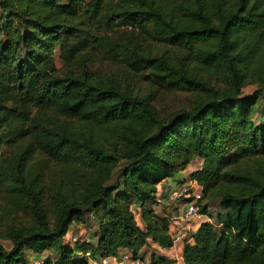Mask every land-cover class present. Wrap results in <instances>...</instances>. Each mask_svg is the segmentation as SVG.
<instances>
[{"label":"trees","instance_id":"16d2710c","mask_svg":"<svg viewBox=\"0 0 264 264\" xmlns=\"http://www.w3.org/2000/svg\"><path fill=\"white\" fill-rule=\"evenodd\" d=\"M131 81L148 88L135 94ZM252 85L264 87V0H0V264H31L28 250L56 249L43 264H92L172 247L158 186L197 157L212 221L184 264H264ZM178 94L189 106H159ZM89 212L95 242L68 243Z\"/></svg>","mask_w":264,"mask_h":264},{"label":"crops","instance_id":"0c3cea01","mask_svg":"<svg viewBox=\"0 0 264 264\" xmlns=\"http://www.w3.org/2000/svg\"><path fill=\"white\" fill-rule=\"evenodd\" d=\"M202 165H203V160L197 157L191 162V164L186 170L181 171L177 173L175 176L164 180L158 186V193H157L158 203L153 205V207L158 212L163 214H168L170 216L171 234L172 232L175 233L183 228L181 217L183 213L186 211L187 203H188L187 198L174 199L173 197L174 193L176 191H180L184 186H190L192 192L196 195L198 200L203 198V188L193 178V175L202 168ZM136 208H139L142 214V208L139 206H136ZM210 212L212 213V210H210ZM206 221H212V217L209 216L208 214L207 215L205 214V217L202 219H196V221L191 225L192 229L189 234L190 237L187 235L185 237L186 241H184L181 244L173 245L170 248H162L158 244L151 243L149 246L143 248L142 251L140 252V256H139L140 260L143 261L144 264H184V250L186 244L193 242V235L200 228V226ZM76 226L78 227L75 228ZM81 226L82 225L74 224L70 230V233H72V235H76L75 233L81 228ZM143 226H145L144 221L142 227ZM54 250L56 249L47 250L43 254H35V253L33 254L31 253V254L36 258L47 259V257L51 258L49 257V254L53 253ZM128 252H130L128 249H122L119 252V256L121 254H125ZM111 258L113 259V257ZM51 259L54 261L58 260L59 254L57 253V256L52 257Z\"/></svg>","mask_w":264,"mask_h":264},{"label":"rangeland","instance_id":"374dc122","mask_svg":"<svg viewBox=\"0 0 264 264\" xmlns=\"http://www.w3.org/2000/svg\"><path fill=\"white\" fill-rule=\"evenodd\" d=\"M56 60H57V64H58L59 67H63L64 66V62L61 61V59H60V53L59 52H57V54H56ZM130 86H131V89L134 91L135 94L144 93L145 89L148 88L143 83L136 82V81H131ZM252 92H257V93L259 92L260 93L261 100H260L259 109H260V111L264 110V87L259 86V85L249 86L244 91V94L247 95V94H250ZM190 101H191V98H189V97H187L185 95H182V94H178V95H164V96H161L159 98L158 104H159L160 107H162L164 109L172 110V109H176V108H180V107H187V106H189ZM2 195L3 194H2L1 185H0V205L3 203V196ZM177 201H179V200H177ZM135 209H136V213H137L138 222H139V224L142 227L143 220H142L141 210L139 208H135ZM210 210H212V213L215 216L219 212V205H218V203L217 202H214L211 205ZM77 227L78 226H76L75 228H77ZM144 227L145 226H143V228ZM97 230H98V224L96 222V219H95L93 213L92 212H89L87 214V223L84 224V225H82L81 228L75 234H76V236L79 237L80 242H86V241L95 242V237H96ZM188 236L190 237V235H188ZM66 240L68 242L69 241V237H68V239L66 238ZM1 242L7 248H10L11 247L10 241H1ZM30 254H31V251L28 250L27 253H26V258L31 263V259H33L35 257L32 254L31 255ZM56 256H57L56 250H54L53 253H50L49 254V257H51V258L52 257H56Z\"/></svg>","mask_w":264,"mask_h":264},{"label":"built area","instance_id":"2783aa9c","mask_svg":"<svg viewBox=\"0 0 264 264\" xmlns=\"http://www.w3.org/2000/svg\"><path fill=\"white\" fill-rule=\"evenodd\" d=\"M174 199H182L187 198V209L183 213L181 217V221L183 223V228L180 231L175 233L172 232V240L173 245H178L183 243L185 237L189 235L192 224L196 221V219H202L205 217V214L201 212V207L199 205V200L197 199L196 195L192 192L190 186H184L180 191H176L173 195ZM69 241L68 243L74 245L77 242H80L79 237L76 235H72L70 232L67 234L66 238ZM118 260V261H117ZM117 261V262H116ZM143 264V262L139 258H134L132 252H128L125 254H121L120 256L117 255L113 257V259L109 257H103L101 260L92 261V264ZM31 264H43V260L39 258L31 259Z\"/></svg>","mask_w":264,"mask_h":264}]
</instances>
